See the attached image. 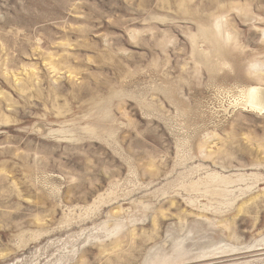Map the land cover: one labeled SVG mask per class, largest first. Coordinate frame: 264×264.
<instances>
[{"label": "rangeland", "instance_id": "374dc122", "mask_svg": "<svg viewBox=\"0 0 264 264\" xmlns=\"http://www.w3.org/2000/svg\"><path fill=\"white\" fill-rule=\"evenodd\" d=\"M249 86L264 0H0V264H264Z\"/></svg>", "mask_w": 264, "mask_h": 264}, {"label": "bare ground", "instance_id": "6f19581e", "mask_svg": "<svg viewBox=\"0 0 264 264\" xmlns=\"http://www.w3.org/2000/svg\"><path fill=\"white\" fill-rule=\"evenodd\" d=\"M243 93L246 98L245 100L246 105L252 107L255 110L264 111V90L263 89L257 86L256 87L249 86V87H246Z\"/></svg>", "mask_w": 264, "mask_h": 264}]
</instances>
